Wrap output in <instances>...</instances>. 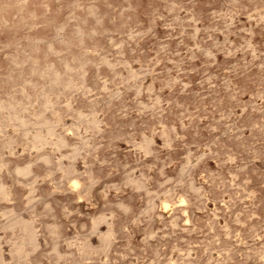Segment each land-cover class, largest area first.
<instances>
[{"label":"rangeland","instance_id":"obj_1","mask_svg":"<svg viewBox=\"0 0 264 264\" xmlns=\"http://www.w3.org/2000/svg\"><path fill=\"white\" fill-rule=\"evenodd\" d=\"M0 101V264H264V0H0Z\"/></svg>","mask_w":264,"mask_h":264},{"label":"bare ground","instance_id":"obj_2","mask_svg":"<svg viewBox=\"0 0 264 264\" xmlns=\"http://www.w3.org/2000/svg\"><path fill=\"white\" fill-rule=\"evenodd\" d=\"M37 42V41H36ZM74 84V83H73ZM72 86V85H71ZM25 90V89H24ZM23 91V90H22ZM1 102V101H0ZM0 104H2V103H0ZM43 104V103H42ZM4 107V106H3ZM14 107V106H13ZM6 108H7V105H6ZM27 108V107H26ZM45 108V107H44ZM14 109V108H13ZM23 110V109H22ZM22 110H20V111H22ZM27 110V109H26ZM4 111V110H3ZM10 112V111H9ZM35 112V111H34ZM44 112V111H43ZM43 112H41V113H43ZM40 113V114H41ZM39 114V113H38ZM10 115H12L13 116V114H12V111H11V114ZM12 116H11V118H12ZM21 116H22V114H21ZM21 116H20V118L19 119H21ZM16 117V116H15ZM56 118H57V116H55ZM46 118V117H45ZM18 119V120H19ZM40 119V118H39ZM27 120V119H26ZM29 120V119H28ZM47 120V119H46ZM12 121H14V120H12ZM30 121V120H29ZM51 121H53V120H51ZM20 122V121H19ZM39 122V121H38ZM20 123H24V122H20ZM30 123V122H29ZM28 123V124H29ZM54 123V122H53ZM2 125V124H1ZM30 125V124H29ZM35 125H37V124H35ZM41 125V124H40ZM56 125H57V123L54 125V124H50V122H49V124H47L46 125V128H47V130L49 131V133L50 132H52L53 130H54V128H56ZM96 126V125H95ZM20 127V126H19ZM35 127H37L38 128V126H35ZM58 127V126H57ZM97 128V127H96ZM1 129V128H0ZM44 129V128H43ZM24 130V129H23ZM22 130V131H23ZM30 131V129H28L27 128V131ZM39 130V129H38ZM45 130V129H44ZM44 130H43V132H44ZM15 132H16V128H15V130H14ZM28 131V132H29ZM24 132V131H23ZM40 132H41V130H40ZM57 132H58V130H57ZM60 132V131H59ZM2 133V132H1ZM19 133H21V132H19ZM18 133V134H19ZM30 133V132H29ZM17 134V133H16ZM53 134V133H52ZM34 136L32 137L31 136V138H33L34 140H35V144H36V147L38 148V149H41V150H43L42 149V144L44 143V141H45V139L43 138L44 137V135L45 134H43L42 133V135H43V137H41V136H37V135H35V133L33 134ZM51 135V134H50ZM49 135V136H50ZM54 135V134H53ZM53 135H51V138H52V136ZM48 136V135H47ZM61 137L63 136V135H60ZM150 136V135H149ZM4 137H6V136H4ZM26 137V136H25ZM27 138V137H26ZM66 138V137H65ZM2 139V138H1ZM6 139V138H5ZM23 139H25V138H23ZM55 139V138H54ZM28 140V139H27ZM67 140V139H66ZM3 141V140H2ZM7 141V140H6ZM15 141V140H14ZM26 142V141H25ZM30 142H31V140H30ZM30 142H28V143H30ZM33 142V141H32ZM51 142H52V140H51ZM51 142H49L50 144H51ZM68 142V141H67ZM74 142V141H73ZM4 143L5 142H3V144L2 145H4ZM64 143V141L61 139V138H58L57 139V141H56V144L57 145H62ZM146 143V142H145ZM167 143V142H166ZM11 144V143H10ZM47 144H48V141H47ZM55 144V145H56ZM141 144V143H140ZM7 145V144H6ZM25 145L27 146L28 144H26L25 143ZM34 145V144H33ZM51 145H54L53 143L51 144ZM54 145V146H55ZM5 146V145H4ZM70 146V145H69ZM73 146H74V144H73ZM147 146V145H146ZM145 146V147H146ZM32 147V146H31ZM30 147V148H31ZM56 147V146H55ZM84 147V146H83ZM141 147V146H140ZM144 147V148H145ZM6 148H8V146L6 147ZM9 149V148H8ZM37 149V150H38ZM51 149H53V146H52V148ZM69 149V148H68ZM138 149V148H137ZM63 150V149H62ZM149 150V149H148ZM3 151V150H2ZM45 151V150H44ZM44 151H41V152H43L44 153ZM54 151V150H53ZM26 152H27V149H26ZM36 152V151H35ZM37 152H39V154H40V150L39 151H37ZM37 152H36V154H37ZM68 152V151H67ZM29 154V153H28ZM38 157V156H37ZM39 157H40V155H39ZM44 157V156H43ZM45 157H47V156H45ZM40 159H41V157H40ZM39 159V160H40ZM43 159V158H42ZM46 159V158H45ZM47 159H48V157H47ZM7 160V159H6ZM51 160V159H50ZM65 160V159H64ZM55 161V160H54ZM70 162V161H69ZM40 163V162H39ZM47 163H49L48 161H47ZM46 163V164H47ZM0 164H1V161H0ZM189 164V163H188ZM2 165V164H1ZM54 165V164H53ZM20 166V165H19ZM28 166H29V164H28ZM28 166H26V168L28 167ZM32 166V165H31ZM52 166V165H51ZM189 167V166H188ZM3 168V167H2ZM16 168H18V167H16ZM23 168V167H22ZM184 168V167H183ZM182 168V169H183ZM28 169H30V168H28ZM190 169V168H189ZM2 170V169H1ZM16 171V170H15ZM25 171V169L23 168V169H19L18 170V172H24ZM28 172H29V170H28ZM15 173V172H14ZM185 173V172H184ZM184 175V174H183ZM19 176V175H18ZM180 176V175H179ZM43 178V177H42ZM17 179V178H16ZM183 179V178H182ZM26 180V179H25ZM125 181H127V180H125ZM137 183V182H136ZM1 185V184H0ZM35 185V184H34ZM77 185V182L76 181H74L73 183H72V185L71 186H74L72 189H74L75 188V186ZM3 186H4V184H3ZM33 187V186H32ZM8 190V189H7ZM33 190V189H32ZM43 190V189H42ZM30 193V192H29ZM52 196V195H51ZM85 199V198H84ZM89 199V198H88ZM164 201V200H163ZM187 201H189V200H187ZM183 203V202H182ZM185 204V203H184ZM167 205L168 204H166V203H163V207L164 208H166L167 207ZM186 205H188V204H186ZM190 205V204H189ZM173 206V205H172ZM179 206V205H178ZM161 207V206H160ZM159 207V208H160ZM168 207H169V205H168ZM127 208V207H126ZM184 208V210L183 211H185V208H186V206L185 207H183ZM30 211V210H29ZM28 212V211H27ZM33 212V211H32ZM156 212V211H155ZM152 213H154V212H152ZM155 216V215H154ZM147 217V216H146ZM188 217V216H187ZM110 218H111V216H110ZM106 219V218H105ZM171 219H173V217L171 218ZM106 221V220H105ZM187 221H188V218H187ZM187 221H185V222H187ZM168 222V221H167ZM4 223V222H3ZM106 223V222H105ZM171 223V222H170ZM37 224V223H36ZM15 225H21L22 227H23V231H24V236L21 238V240H20V242L18 241V243L17 244H14V245H12L11 247V252H13L15 255H17V256H21V255H23L24 254V252H25V249H24V247H25V245H31V246H35V242H34V232L29 228V226L26 224V222H24L23 220H21V219H19L17 216H15V215H10V216H8V219H7V222H6V224H5V227H7V228H12V227H14ZM35 226H37V225H35ZM55 226V225H54ZM107 226H108V224H107ZM171 226H172V224H171ZM38 227V226H37ZM36 227V228H37ZM101 227V226H100ZM174 227V226H173ZM178 227V226H177ZM183 229V228H182ZM110 230V229H109ZM46 231V230H45ZM49 231V230H48ZM5 232V231H4ZM46 233V232H45ZM18 234V233H17ZM108 233H107V235H104L103 236V240H107L108 238ZM153 235V234H152ZM151 235V236H152ZM10 236V235H9ZM45 236V235H44ZM112 236H113V234H112ZM150 236V237H151ZM13 238V237H12ZM15 238V237H14ZM17 238H18V235H17ZM13 240V239H12ZM18 240V239H17ZM29 248V247H28ZM160 254V253H159ZM97 255V254H96ZM188 256V255H187ZM184 257V256H183ZM170 258V257H169ZM83 259V258H82ZM134 259V258H133ZM152 260V259H151ZM154 260V259H153ZM152 260V261H153ZM3 261V260H2ZM150 261V260H149ZM182 261V260H181ZM158 262H159V260H158ZM0 263H1V258H0ZM153 263V262H152ZM165 263H167V262H165ZM164 263V264H165ZM157 264V263H156Z\"/></svg>","mask_w":264,"mask_h":264}]
</instances>
